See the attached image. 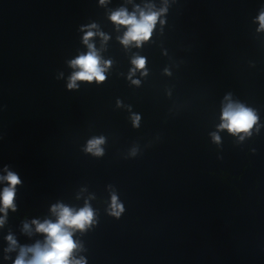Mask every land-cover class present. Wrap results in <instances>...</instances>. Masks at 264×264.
<instances>
[{
    "label": "clouds",
    "instance_id": "1",
    "mask_svg": "<svg viewBox=\"0 0 264 264\" xmlns=\"http://www.w3.org/2000/svg\"><path fill=\"white\" fill-rule=\"evenodd\" d=\"M111 19L119 24L129 26V30L125 34L123 43L127 44L129 41H136L139 44L142 40H147L151 36L152 29L157 20V14H141L139 20L134 15L129 16L124 11H119L113 14ZM261 26L264 27V14L260 16ZM92 33H88L85 37V43ZM91 49L92 46L89 45ZM133 63L138 68H143L145 60L139 58L134 60ZM73 66L79 67L80 71L75 73L68 87H75L76 80L97 81L105 80L103 75V69L100 67V61L94 51H89L87 55H82L76 60L72 61ZM223 119L227 121L222 127H226L229 131H247L254 124L256 117L253 112L243 107L233 108L229 105L223 113ZM103 141L102 139L93 140L89 142L88 151L96 149V154H100V149L97 147ZM9 187L5 188L2 196H0V204L3 205L2 210L13 208V200L15 196V185L20 183L17 175L9 172L6 177ZM115 204V197H113ZM122 210V209H121ZM55 211V209H54ZM118 214V213H117ZM92 211L89 208H84L78 213L73 214L72 211L66 207H62L59 211V218L56 223L45 222L38 223L33 221L37 226V231L47 234L46 246L41 248L39 245L29 249L33 252V257L30 260L24 259V251L22 250L21 256L15 261V264H72L69 257L72 250L76 247L72 240V234L69 231L70 228L83 229L86 224H89L92 219ZM3 220H0V224ZM27 227V225L25 226ZM9 241L15 243L12 237H8ZM80 264V262H76Z\"/></svg>",
    "mask_w": 264,
    "mask_h": 264
}]
</instances>
